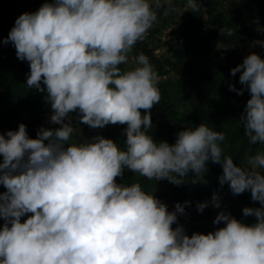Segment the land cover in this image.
I'll list each match as a JSON object with an SVG mask.
<instances>
[{
	"label": "clouds",
	"instance_id": "1",
	"mask_svg": "<svg viewBox=\"0 0 264 264\" xmlns=\"http://www.w3.org/2000/svg\"><path fill=\"white\" fill-rule=\"evenodd\" d=\"M159 6L52 0L15 19L3 42L28 62L26 87L46 93L50 123L59 127H41L35 139L23 123L0 134V264H264V151L238 165L224 154L225 134L204 123L179 131L171 145L155 141L148 110L161 99L159 76L142 53L135 67H120L157 22ZM255 43L264 48V41ZM238 72L250 93L240 126L250 144L264 145V59L251 53L230 70ZM229 91L240 95L244 88L229 84ZM70 113L91 128L126 125L124 146L102 136L69 143ZM209 160L222 167L220 185L227 182L234 195L250 191L259 202L242 209L256 223L220 212L212 223L223 227L189 236L182 226L172 228L184 205L168 211L140 182L116 181L125 170L175 185L189 172L202 180ZM211 203L220 207L216 194ZM207 204L198 203V211Z\"/></svg>",
	"mask_w": 264,
	"mask_h": 264
},
{
	"label": "trees",
	"instance_id": "2",
	"mask_svg": "<svg viewBox=\"0 0 264 264\" xmlns=\"http://www.w3.org/2000/svg\"><path fill=\"white\" fill-rule=\"evenodd\" d=\"M45 2L52 0H0V134L15 131L23 123L29 138L35 139L41 127H59L50 123L51 109L44 98L46 93L26 87L28 62L16 57L11 42H3L20 14L35 12ZM197 2L201 6L194 9L187 5V0H159L160 6L154 9L158 17L155 27L128 54L129 58L133 54L134 61L137 54H144L159 76L161 99L148 110L152 127L147 132L155 141L171 145L179 131L204 123L225 134L221 144L224 154L230 155L234 163L244 165L249 155L264 151V145H252L244 136L239 117L250 93L239 83L240 73L232 76L230 70L251 53L264 59V48L251 47L258 45L256 41H264V0ZM160 47L165 48V55L156 53ZM120 67L125 69L126 65ZM229 84L238 90L244 88L243 93L229 91ZM140 111L143 114L144 110ZM69 117L74 128L70 139L75 142L89 141V134H84L89 130L93 137L102 136L124 146L126 125L108 124L96 128L93 135L94 128L79 123L76 113H70ZM206 169L202 180L189 172L179 185L167 179L149 181L128 170L116 181L140 182L168 211H174L176 203L184 205V212L177 213L172 228L182 226L189 236L208 234L223 227V222L212 223L220 212L246 225L256 223L254 216L245 217L242 213L244 207H260L258 201L251 199L250 191L234 195L227 182L219 183L220 164L209 160ZM5 191L0 185V193ZM213 194L219 198L218 208L211 203ZM205 201L207 206L198 211L197 204Z\"/></svg>",
	"mask_w": 264,
	"mask_h": 264
},
{
	"label": "rangeland",
	"instance_id": "3",
	"mask_svg": "<svg viewBox=\"0 0 264 264\" xmlns=\"http://www.w3.org/2000/svg\"><path fill=\"white\" fill-rule=\"evenodd\" d=\"M167 1H169V0H167ZM167 25V24H166ZM155 27V25L153 24V26L146 32V34L145 35H148V33H150V30L152 29V28H154ZM251 47H256V48H261V46L258 44V45H252ZM156 53H158V55L160 56V55H165V53H166V50H165V48H163V47H160L159 49H157V51H156ZM133 65H135V61H134V56H133V54L131 55V58H129V61H128V63L126 64V67H125V69H130L131 67H133ZM95 130H96V128H94V132H93V135H94V133H95ZM89 134V136H88V140L90 141L92 138H93V136H92V133H91V131L89 132V130L87 131H85L84 132V134ZM70 143H72V142H75L73 139H70V141H69ZM0 162H2V157H0ZM28 215H31L30 213L29 214H26V216H24V217H21V222H23L26 218H27V216ZM4 225V220L3 219H0V226L2 227Z\"/></svg>",
	"mask_w": 264,
	"mask_h": 264
}]
</instances>
